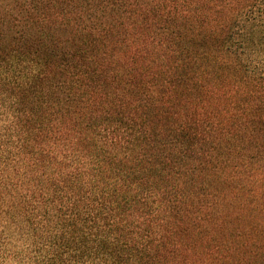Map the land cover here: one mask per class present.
Segmentation results:
<instances>
[{
	"label": "trees",
	"instance_id": "trees-1",
	"mask_svg": "<svg viewBox=\"0 0 264 264\" xmlns=\"http://www.w3.org/2000/svg\"><path fill=\"white\" fill-rule=\"evenodd\" d=\"M0 264H264V0H0Z\"/></svg>",
	"mask_w": 264,
	"mask_h": 264
}]
</instances>
